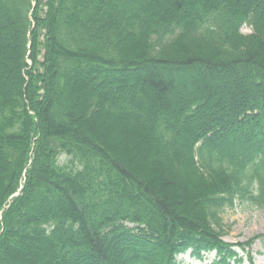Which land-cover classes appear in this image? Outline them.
Returning a JSON list of instances; mask_svg holds the SVG:
<instances>
[{
    "label": "trees",
    "instance_id": "1",
    "mask_svg": "<svg viewBox=\"0 0 264 264\" xmlns=\"http://www.w3.org/2000/svg\"><path fill=\"white\" fill-rule=\"evenodd\" d=\"M236 201L264 210V0H0V264H239Z\"/></svg>",
    "mask_w": 264,
    "mask_h": 264
},
{
    "label": "rangeland",
    "instance_id": "2",
    "mask_svg": "<svg viewBox=\"0 0 264 264\" xmlns=\"http://www.w3.org/2000/svg\"><path fill=\"white\" fill-rule=\"evenodd\" d=\"M243 34L251 33L250 29L243 27ZM63 162V159L60 160ZM223 241L228 244H243L256 239L249 252L236 249L244 257L239 264H250L247 254L252 258L253 264H264V210H259L250 204L236 201L233 208H226L221 214ZM214 253L207 254L203 260L193 258L190 253L177 257L178 264H211ZM235 264V263H233Z\"/></svg>",
    "mask_w": 264,
    "mask_h": 264
}]
</instances>
